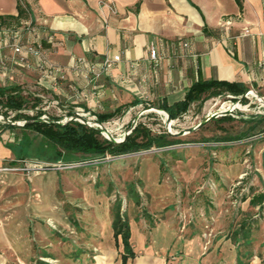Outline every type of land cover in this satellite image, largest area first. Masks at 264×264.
Listing matches in <instances>:
<instances>
[{
  "label": "rangeland",
  "instance_id": "rangeland-1",
  "mask_svg": "<svg viewBox=\"0 0 264 264\" xmlns=\"http://www.w3.org/2000/svg\"><path fill=\"white\" fill-rule=\"evenodd\" d=\"M22 89L23 112L63 118L53 103L57 98L42 85ZM248 90L253 92L237 98L226 90L205 93L170 120L155 108L157 102L122 107L104 120L113 138L122 140L141 123L151 135L167 133L173 143L121 155L62 150L58 158L39 134L7 128L5 140L27 150L16 165H50L28 174H0L2 251L8 264H101L100 247L114 238L112 221L119 213L128 219L130 238H152L156 224L166 221L179 233L210 237L202 238L206 248L222 232L231 236L221 239L233 245L235 264H264V199L249 201L264 194V89ZM13 114L6 118L22 121ZM5 124L11 123L0 116V125ZM19 180L29 185L28 199L15 204L11 194L20 192ZM112 257L110 264H117Z\"/></svg>",
  "mask_w": 264,
  "mask_h": 264
},
{
  "label": "crops",
  "instance_id": "crops-1",
  "mask_svg": "<svg viewBox=\"0 0 264 264\" xmlns=\"http://www.w3.org/2000/svg\"><path fill=\"white\" fill-rule=\"evenodd\" d=\"M19 5L23 18L40 27L48 57L65 68L76 57L95 62L104 55L120 57L108 74L90 83L67 69L57 89L42 86L61 101L57 109L62 113H74L76 107L100 114L119 106L172 104L183 99L198 79L236 81L248 89H264V0H0V16L13 17L0 22L17 23ZM151 45L159 54L157 65L149 58ZM2 52L8 57L12 54L8 48ZM9 66L5 75L0 74L1 86H18L23 92L25 86L39 85L35 70L12 61ZM79 90L87 96L76 98ZM4 128L0 125V166L19 158L18 146L5 140ZM15 189L20 192L11 194V202H26L28 183L19 180ZM188 233L161 221L152 238L139 234L129 239L135 256L124 264H235L233 245L221 239L231 236L218 232L212 238L220 239L206 248L202 238L210 237ZM2 238L0 228V264H8ZM121 246L120 238L117 245L114 238H106L98 254L105 259L101 264H110V256L122 264Z\"/></svg>",
  "mask_w": 264,
  "mask_h": 264
},
{
  "label": "trees",
  "instance_id": "trees-1",
  "mask_svg": "<svg viewBox=\"0 0 264 264\" xmlns=\"http://www.w3.org/2000/svg\"><path fill=\"white\" fill-rule=\"evenodd\" d=\"M236 1L239 3V0ZM23 17H25L24 9L19 5L18 15L15 19ZM7 19H13V17L0 16V21ZM221 90L229 91L234 95V98H237L236 96L242 95L248 90V88L244 84L236 81L198 79L191 83L186 90L183 99L172 104L162 102L157 106L165 110L170 118H175L185 112L193 101L201 99L205 93H218ZM250 92H253V90H250ZM135 103L137 102L135 101L134 104ZM25 107V99L18 86L0 85V114L7 117L11 111L14 112L12 116L13 120L25 121L22 126L5 124L2 125V127L29 130L39 134L48 142L49 147L54 149L56 157L58 158L62 157V150L69 153L77 152L95 155L109 153L112 155H121L149 149L152 145L163 146L173 143L166 140L165 137L168 136L167 133L163 132L158 135H151L150 129L141 123H137L131 132L122 140L114 142L104 138L97 130L89 128L77 121H68L63 124H57L54 120H59V117H48L49 121L38 120V117L42 115L43 112L37 111L35 114L30 115L22 111ZM121 108L122 107L119 106L111 112L97 114V118L100 121H104L109 117L116 115ZM29 145L30 144H26V147ZM18 149L19 158L27 153L25 147H18ZM263 199L264 194H257L249 201L250 203H260ZM112 230L116 245L118 244V238L121 239V261L122 264H124L128 258H133L135 256V252L132 250L129 241L130 228L128 219L120 213L116 214L112 221Z\"/></svg>",
  "mask_w": 264,
  "mask_h": 264
},
{
  "label": "built area",
  "instance_id": "built-area-1",
  "mask_svg": "<svg viewBox=\"0 0 264 264\" xmlns=\"http://www.w3.org/2000/svg\"><path fill=\"white\" fill-rule=\"evenodd\" d=\"M21 3V0H19ZM226 23H230V20H226ZM183 43V46H186ZM8 48L11 51L10 57L3 54V49ZM149 58L154 65H157L159 60V54L155 46L149 47ZM120 60L118 54L113 56L104 55V57L95 62L85 57L74 58L72 65L69 68L52 61L43 46L42 31L40 27L33 24L30 19L20 18L17 23H11L8 25L0 22V74L5 75L9 70V61L17 64L26 69L35 70L39 76L38 81L42 86L49 87L51 89H57L61 82L66 78L67 69H71L77 75H79L86 83H90L96 80L98 77L104 74H108L110 70L115 66L116 62ZM250 94V90L246 91V95ZM74 96L76 98L86 97L85 91H76ZM53 103L58 105V100H53ZM59 111V110H58ZM63 118L59 121L66 123L68 121H77L85 126L97 130L104 138L110 140L103 132L101 127H107L104 125V121H100L97 118L95 112L84 110L80 107H76L74 113L65 112ZM39 117L48 119L46 114H42ZM23 121V120H22ZM109 136L112 137L108 131ZM113 138V137H112ZM49 164L34 161L32 163H23L16 165L15 163L0 166L1 172H25L30 173L34 171L45 170L49 168ZM74 165L70 164L68 167Z\"/></svg>",
  "mask_w": 264,
  "mask_h": 264
},
{
  "label": "water",
  "instance_id": "water-1",
  "mask_svg": "<svg viewBox=\"0 0 264 264\" xmlns=\"http://www.w3.org/2000/svg\"><path fill=\"white\" fill-rule=\"evenodd\" d=\"M241 97H242V96H241ZM260 97H263V96H260ZM155 108H156L157 110H161V111H163V112L166 114V119H167V120H170V119H171L170 116H169V114H168L165 110H163V109H161V108H159V107H155ZM222 112H226V111H222ZM217 113H219V112H216V113L211 114V115L207 114L206 117H205V119H204V121H207V120H209L210 118L214 117ZM0 116L3 117V118H5V120H6L7 122H9V123H11V124H13V125H15V124H16V125H23V124L25 123L24 120L21 121V122L15 123V122L9 120L8 118L4 117L3 115H0ZM38 120L49 121V119H43V118H41V117H38ZM135 120H136V118L132 120V125H131V127H133V126L135 125ZM52 121H53V120H52ZM54 122L57 123V124H63V123L60 122L59 120H54ZM200 125H201V123L198 124V126H200ZM168 130H169V129H168ZM100 131L103 132V133L105 134V136H107L111 141H114V142H118V141H120V140H117V139L112 138L111 136H109V133H108V131L106 130L105 127L102 126ZM126 135H127V134H125V135L123 136V138H124Z\"/></svg>",
  "mask_w": 264,
  "mask_h": 264
},
{
  "label": "bare ground",
  "instance_id": "bare-ground-1",
  "mask_svg": "<svg viewBox=\"0 0 264 264\" xmlns=\"http://www.w3.org/2000/svg\"><path fill=\"white\" fill-rule=\"evenodd\" d=\"M166 115V114H165Z\"/></svg>",
  "mask_w": 264,
  "mask_h": 264
}]
</instances>
